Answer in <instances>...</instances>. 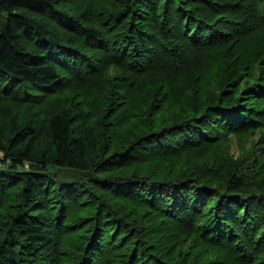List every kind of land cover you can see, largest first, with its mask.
<instances>
[{"label": "trees", "instance_id": "obj_1", "mask_svg": "<svg viewBox=\"0 0 264 264\" xmlns=\"http://www.w3.org/2000/svg\"><path fill=\"white\" fill-rule=\"evenodd\" d=\"M0 157V264H264V0H0Z\"/></svg>", "mask_w": 264, "mask_h": 264}, {"label": "rangeland", "instance_id": "obj_2", "mask_svg": "<svg viewBox=\"0 0 264 264\" xmlns=\"http://www.w3.org/2000/svg\"><path fill=\"white\" fill-rule=\"evenodd\" d=\"M1 158V157H0ZM0 166H1V162H0ZM28 166V164L27 163H25V167H27Z\"/></svg>", "mask_w": 264, "mask_h": 264}]
</instances>
